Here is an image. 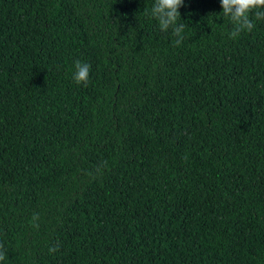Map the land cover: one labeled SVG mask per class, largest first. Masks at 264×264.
Returning a JSON list of instances; mask_svg holds the SVG:
<instances>
[{
	"label": "trees",
	"instance_id": "1",
	"mask_svg": "<svg viewBox=\"0 0 264 264\" xmlns=\"http://www.w3.org/2000/svg\"><path fill=\"white\" fill-rule=\"evenodd\" d=\"M154 3L0 0V264H264V20Z\"/></svg>",
	"mask_w": 264,
	"mask_h": 264
},
{
	"label": "clouds",
	"instance_id": "2",
	"mask_svg": "<svg viewBox=\"0 0 264 264\" xmlns=\"http://www.w3.org/2000/svg\"><path fill=\"white\" fill-rule=\"evenodd\" d=\"M184 5V0H155L151 9V15L154 17L162 31L167 32L172 29L173 35L177 37L174 45H180L183 41L184 25L178 24V19L181 18L180 8ZM222 15L228 18L233 29L229 33L230 38L238 37L242 32H251L255 27V20H264V0H221ZM257 10V11H254ZM252 14V15H250ZM91 66L86 62L76 61L73 80L76 84H87L90 75ZM37 217H34L36 219ZM0 249L3 245L0 244ZM59 251V244L49 248V253ZM5 260V254L0 251V261Z\"/></svg>",
	"mask_w": 264,
	"mask_h": 264
}]
</instances>
